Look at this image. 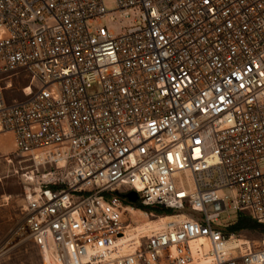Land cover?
<instances>
[{
	"label": "built area",
	"instance_id": "1",
	"mask_svg": "<svg viewBox=\"0 0 264 264\" xmlns=\"http://www.w3.org/2000/svg\"><path fill=\"white\" fill-rule=\"evenodd\" d=\"M114 1L0 0L19 228L42 264H264L220 222L264 224V0Z\"/></svg>",
	"mask_w": 264,
	"mask_h": 264
},
{
	"label": "rangeland",
	"instance_id": "2",
	"mask_svg": "<svg viewBox=\"0 0 264 264\" xmlns=\"http://www.w3.org/2000/svg\"><path fill=\"white\" fill-rule=\"evenodd\" d=\"M104 2L108 9L114 7V0H104ZM25 82L26 81L20 80L19 84L23 85ZM98 91L99 89L96 84H93L88 89L89 94ZM8 94L12 97H21L20 92L14 90L8 92ZM6 157L10 158L12 163H8ZM19 160L20 157L14 153L12 135L10 133H1L0 193L5 194L2 199H6L5 197L8 196L7 209L11 218L8 222V227L0 233V264H42L40 252L33 240L26 233L19 235V227L22 222L20 209L21 206L24 205L23 180L20 177V173L24 170L21 171L18 169L17 173L14 170L19 168L20 165L24 167L28 164V162H21V164H18L17 162ZM146 209L151 210L152 208L147 207ZM238 213H241L239 216L248 215L244 212H237L232 208H227L226 211L222 213L220 222L223 225H228L236 220ZM164 214L168 215L170 212ZM139 217L142 219V216L139 215ZM227 231L231 234H236L240 238L249 240L251 243H256L264 239V229H240L232 231L227 226Z\"/></svg>",
	"mask_w": 264,
	"mask_h": 264
},
{
	"label": "bare ground",
	"instance_id": "3",
	"mask_svg": "<svg viewBox=\"0 0 264 264\" xmlns=\"http://www.w3.org/2000/svg\"><path fill=\"white\" fill-rule=\"evenodd\" d=\"M125 209H126L127 211H129V212L131 213V215H133V216L136 218L135 221L138 223V224H137V227H141V226H142V222H141V221H144V220H145V222H147V220H146V216H145V213H144L143 210H141V209H137V208H134V207H132L131 205H127V207H126ZM139 215L142 216V219L139 217ZM179 217L181 218L182 216H179ZM169 218H171L170 215H164V216H161L160 219H158V220H156V221H152V222H150V223L148 222V224L151 225L152 227H157V226H159L163 221H166V220H168ZM135 227H136V226H132V228H130V229L126 232L125 238H126L127 240H129V239H131V238L133 237L134 231H135V229H136ZM19 231H20V232H19ZM19 231H18V232H19V235H22V234H25V233H26L25 230H23L22 228H20ZM246 242L248 243V240H246V239H244V238H239V239H238V243H246ZM191 247H192L193 251L196 250V249H198V248H200L199 245L196 244V243H192ZM206 249H207V244L205 243V244H204V247H201V253H202L203 250H206ZM201 253H199L197 257H194V261H193L192 264L199 263V260L197 259L198 257H200L201 261L203 260V256H202Z\"/></svg>",
	"mask_w": 264,
	"mask_h": 264
},
{
	"label": "trees",
	"instance_id": "4",
	"mask_svg": "<svg viewBox=\"0 0 264 264\" xmlns=\"http://www.w3.org/2000/svg\"><path fill=\"white\" fill-rule=\"evenodd\" d=\"M134 208H140L143 211H149L146 209L147 207H142L138 203H131ZM164 213L170 212V210L165 209ZM241 213H238V216L234 222L228 224V228L232 231L240 230V229H264V224L258 223L253 220L250 216H239Z\"/></svg>",
	"mask_w": 264,
	"mask_h": 264
},
{
	"label": "crops",
	"instance_id": "5",
	"mask_svg": "<svg viewBox=\"0 0 264 264\" xmlns=\"http://www.w3.org/2000/svg\"><path fill=\"white\" fill-rule=\"evenodd\" d=\"M3 195L0 193V233L8 227V222L10 220V213H8L7 205H8V196H6V199H2Z\"/></svg>",
	"mask_w": 264,
	"mask_h": 264
},
{
	"label": "water",
	"instance_id": "6",
	"mask_svg": "<svg viewBox=\"0 0 264 264\" xmlns=\"http://www.w3.org/2000/svg\"><path fill=\"white\" fill-rule=\"evenodd\" d=\"M122 196L125 197L129 202L134 203L137 200V194L134 191L123 193Z\"/></svg>",
	"mask_w": 264,
	"mask_h": 264
}]
</instances>
